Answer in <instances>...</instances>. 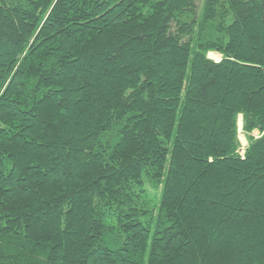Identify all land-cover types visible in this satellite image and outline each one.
<instances>
[{
    "label": "trees",
    "instance_id": "1",
    "mask_svg": "<svg viewBox=\"0 0 264 264\" xmlns=\"http://www.w3.org/2000/svg\"><path fill=\"white\" fill-rule=\"evenodd\" d=\"M0 264H264V0H0Z\"/></svg>",
    "mask_w": 264,
    "mask_h": 264
},
{
    "label": "rangeland",
    "instance_id": "2",
    "mask_svg": "<svg viewBox=\"0 0 264 264\" xmlns=\"http://www.w3.org/2000/svg\"><path fill=\"white\" fill-rule=\"evenodd\" d=\"M211 58H213V59H215V60H219L220 57L217 56V55L212 54V55H211ZM239 138H240V142H241V144H242V149H245V148L247 147L248 143H247V141H246L245 136L242 134L241 131L239 132Z\"/></svg>",
    "mask_w": 264,
    "mask_h": 264
}]
</instances>
